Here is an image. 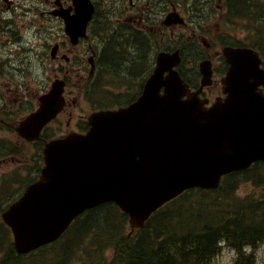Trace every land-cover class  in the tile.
I'll return each instance as SVG.
<instances>
[{
    "label": "water",
    "instance_id": "obj_1",
    "mask_svg": "<svg viewBox=\"0 0 264 264\" xmlns=\"http://www.w3.org/2000/svg\"><path fill=\"white\" fill-rule=\"evenodd\" d=\"M72 1L74 13L70 8L53 13L63 18L64 31L75 44L86 36L94 5ZM223 52L229 64L221 79L226 96L211 106L199 98L201 88L191 92L175 69L179 52L162 51L134 102L92 112L85 132L46 141L38 179L3 213L17 252L55 241L83 211L106 202L128 215L133 234L183 191L217 188L223 175L264 161L259 54L249 47ZM200 68L202 87L210 83L211 70L206 61ZM62 84L54 81L40 97L38 110L17 127L22 136L38 139L61 110Z\"/></svg>",
    "mask_w": 264,
    "mask_h": 264
},
{
    "label": "trees",
    "instance_id": "obj_2",
    "mask_svg": "<svg viewBox=\"0 0 264 264\" xmlns=\"http://www.w3.org/2000/svg\"><path fill=\"white\" fill-rule=\"evenodd\" d=\"M108 2V1H107ZM231 15L251 18L256 34L251 45L264 48V0H228ZM104 9L113 11L112 6ZM95 10L89 38L101 41L97 58L100 75L116 90L114 98L97 89V75L89 82L96 107L120 106L130 101L150 73L154 35L119 31L106 18L97 26ZM250 24V25H251ZM136 86V89L133 88ZM40 157V155H39ZM264 162L222 177L216 189L191 188L156 210L140 231L129 235L127 216L109 202L78 216L56 241L25 255L18 254L5 231L0 237V264H216L222 244L235 251L231 264H257L256 248L264 242V195L238 194L240 183L253 179L264 185ZM39 168L37 169L38 172ZM259 181L255 178L258 176Z\"/></svg>",
    "mask_w": 264,
    "mask_h": 264
},
{
    "label": "flooded vegetation",
    "instance_id": "obj_3",
    "mask_svg": "<svg viewBox=\"0 0 264 264\" xmlns=\"http://www.w3.org/2000/svg\"><path fill=\"white\" fill-rule=\"evenodd\" d=\"M44 4L42 5V10H40L39 15L41 18L46 16L49 21L56 20L61 22L62 19L54 14H51L55 8H63L71 5V0H42ZM117 3L111 11L110 17H107L110 22L115 23V28L119 31L126 29L127 31H135L141 34H168L166 30L173 29L175 27H186L189 29L190 38L186 39L188 44H174L169 46L167 50L174 51L179 50L181 56V61L179 63V70H183V73L189 74L187 77V82L192 91L198 89L201 79V72L199 69V62L202 60H209L212 69V81L210 85L202 88L200 91V96L208 101L210 105L217 97H222V86L220 83L221 77L224 75L227 65L225 62L224 55L222 53V48L226 46L239 47L246 46L251 43L252 33L245 34V30L239 28L238 26H230L220 31L219 22L227 20L230 16L229 14V4L228 0H217L219 3L216 5L215 15L212 17H218L217 23L212 27L210 32L206 34L201 32L203 24L202 21L196 19L197 13L190 9H198L195 5L199 3V0H191L189 4L186 3V7L189 6L187 10V21L185 16L181 13L180 7L184 1L182 0H113ZM105 0H97V11H99V16L97 20V26L102 23V20L108 15L104 12L103 3ZM205 5L211 4V0H205ZM28 5V4H27ZM21 3L18 0H0V128L7 126L8 130L15 132V129L19 123L31 113L36 110L39 103V96L48 91L51 82L58 78L65 82V87L63 95L65 98V105L62 109L66 108L68 96L66 94V87L68 85L69 78H83V82L86 84L89 82V77H86L87 69L89 64L84 57L86 54L93 55L94 60H96V54L98 58L99 47L96 50L91 44L86 42L85 39H81L77 44L73 45L70 43L69 38L64 32L61 31V37L57 39L53 44H57L56 51L54 53L49 50L45 54V64L46 68H49L53 74V79L47 86H41L38 84V53L36 48H33L31 39L33 35L37 34V16L33 9L37 11L38 8L32 6V3L25 8L24 11L21 10ZM180 15V17H174ZM170 16V21L167 23V17ZM181 16L184 18L182 21ZM236 19L230 20L231 22ZM27 35H23L22 33ZM199 32V33H198ZM201 32V33H200ZM33 34V35H32ZM258 39V38H257ZM197 46L203 50L202 56H200V61L196 63V68L189 71L191 60L190 47L188 45ZM52 44V45H53ZM84 47V49L75 48ZM194 48V47H191ZM195 49V48H194ZM208 52V53H207ZM88 55V56H89ZM70 62L73 63V67L70 68ZM95 62V61H94ZM73 72L74 75H70ZM219 75L217 79L216 76ZM89 76V75H88ZM219 84V88L216 93H212L210 88ZM84 84L79 85L78 89L82 96L86 98V90H83ZM264 92V89H262ZM133 94V92H131ZM101 107H98L99 109ZM57 115L55 120L47 123L42 131L41 138L38 141L42 143L44 140L49 139L51 136L55 135L50 126L58 120ZM68 125L69 122H66ZM88 123L86 120L82 124L77 125L75 130L83 132L87 130ZM71 130V129H69ZM68 130V131H69ZM16 133V132H15ZM66 133V132H65ZM17 134V133H16ZM19 137L18 142L1 137L0 136V164L4 163L5 160L11 158L5 154L10 152L9 145L29 143L33 144L36 150H38V141H25L23 138ZM23 142V143H21ZM15 147H18L15 145ZM5 155V156H4ZM4 156V157H1ZM7 158V159H6ZM38 164H36V170ZM28 170V169H27ZM26 170V172H27ZM34 174V170H29ZM35 175V174H34ZM5 176L0 180V194L1 190L6 191L8 187L5 186ZM3 196L0 197V199ZM2 210L3 207L0 205V227L4 225L2 220Z\"/></svg>",
    "mask_w": 264,
    "mask_h": 264
},
{
    "label": "rangeland",
    "instance_id": "obj_4",
    "mask_svg": "<svg viewBox=\"0 0 264 264\" xmlns=\"http://www.w3.org/2000/svg\"><path fill=\"white\" fill-rule=\"evenodd\" d=\"M184 3L182 4L181 13L185 16L186 21H187V10H189V6L186 7V3L189 4V1L192 2L191 0H182ZM205 0H199V3H196L195 5L198 7V9H190L193 12L195 11L197 13L196 19L198 21H202L203 27L201 32H205L208 34L212 27L217 23L218 17H212L213 13H215L216 5L219 3L217 0H211V4L205 5L204 2ZM259 3V0H257ZM18 3H21V10L24 11L25 8H28V5L32 3V6H35L37 11L33 9L35 12L38 22H37V34L34 36L33 34V39H31V43L33 45V48H36L37 53H38V66H37V74H38V84L41 86H47L50 81L53 79V74L52 71L49 68H46L45 64V54H47L50 50V47L52 46L53 42L57 41L59 37H61V31L63 32V25L60 24L61 22H58L56 20L49 21L46 16L43 18L40 17L39 12L42 10V5L44 2L42 0H18ZM28 4V5H27ZM234 18H237L236 20H233L232 22H228L231 25L238 26L239 28H242L245 30V32L252 33L254 27L250 21L251 18H240V17H233L231 16L227 20H232ZM251 24V25H250ZM226 28L230 29L225 25H223V22H219V29L220 31H224L223 29L226 30ZM249 30V31H248ZM168 33H170V36L168 34L163 35V34H153L154 35V48H153V54L155 55L157 51L162 50L164 48H168L169 46H172L174 44H188L186 39L190 38L189 29L186 27H175L171 30L167 29L166 30ZM200 32V33H201ZM199 33V32H198ZM23 35H27L26 33H22ZM246 34V33H245ZM92 43H96L97 45H100L101 41L99 38L96 37H91ZM50 40V41H49ZM47 41H49L48 44ZM48 44V45H47ZM90 44V43H89ZM190 47H194L193 50H190L192 52V57L195 58V60H192L193 63L192 65L195 66L196 62L199 61L200 56H202V49L197 46H192L189 45ZM77 49H84V47H78L75 48L74 51ZM208 53V52H207ZM89 54H86L84 57V61L86 62L87 57ZM70 68L73 67V63L70 62ZM70 75H74L73 72H70ZM87 76V75H86ZM108 77L105 75H102L101 78H99V82H102V87L103 90L105 91V99L103 98V101L107 99V95L110 97H113L114 94H111V91L115 92V89L108 83ZM216 78H219V75L216 76ZM83 78H69L68 85L66 87V94L68 96V101L66 108L62 113L58 116V120L54 122L51 126L50 129L55 135H59L62 133L67 132L69 129H74L77 125H80L83 123V121L86 119L87 115L91 113L92 107L89 105L90 102L86 100L82 94L80 93L78 87L81 84H84L87 86L88 84H85L83 82ZM219 88V84L213 85L210 90L212 93H216V91ZM134 89V88H133ZM114 98V97H113ZM66 122H69L67 125ZM0 136L1 137H6L14 142H18L19 137L17 134L12 131L8 130L7 126L0 128ZM23 143V142H21ZM20 144V143H18ZM18 144H13L9 146L11 149L9 153H7V156H10L11 158H6L4 163L0 164V180L2 177L6 176L7 179L4 181V183L7 185L10 183L8 190L5 191L4 193H1V195L6 194V196H12V194L8 193L11 190H13L15 193L18 192V188H15L16 186H19L18 181L23 177V175L26 174L25 168L28 165L30 166V163L33 162V160L36 157L37 151L33 146H30L29 144L25 145L22 144L23 146H19ZM18 146V147H15ZM5 156V155H4ZM1 156V157H4ZM264 167H261V171L263 170ZM259 177L262 178L261 176L256 177L255 179L259 181ZM13 178V179H12ZM26 180V178H21V181ZM15 181V182H14ZM20 181V182H21ZM15 186V187H14ZM264 195V185L258 186L254 183L253 179H249L247 181H244L240 183L238 187V194L240 196H245V195H259V194ZM9 198V197H8ZM126 230H129L128 223L126 224ZM2 246V245H1ZM256 258H257V264H264V243L259 244V247L256 248L255 251ZM235 258V252L230 249L229 247H222L221 250L219 251L217 257L215 258L216 264H231L233 259Z\"/></svg>",
    "mask_w": 264,
    "mask_h": 264
}]
</instances>
